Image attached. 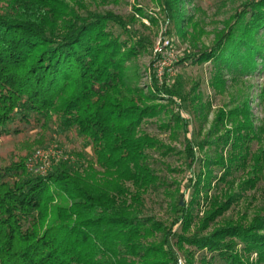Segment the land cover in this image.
Listing matches in <instances>:
<instances>
[{
    "label": "trees",
    "instance_id": "trees-1",
    "mask_svg": "<svg viewBox=\"0 0 264 264\" xmlns=\"http://www.w3.org/2000/svg\"><path fill=\"white\" fill-rule=\"evenodd\" d=\"M70 1L80 2L6 0L0 7V137L52 126L80 141L75 156L84 162L62 153L65 160H51L39 175L27 170L30 148L0 159V264H177L171 241L177 251L192 248L187 258L200 252L199 264H264V205L248 223L222 219L246 190L264 192V129L253 125L248 102L218 111L214 127L224 133L198 145H214L216 157L190 175V201L172 207L171 223L143 218V196L162 182L149 162L161 146L141 128L165 109L148 103L174 95L155 81L147 93L137 86L127 64L143 43L125 20L78 15ZM155 1L185 36L182 0ZM230 20L210 49L185 53L178 64L209 62L218 92L226 77L235 83L258 74L264 105V0L247 1ZM180 118L174 124L186 126ZM253 141L259 146L251 152ZM184 152L191 171V142Z\"/></svg>",
    "mask_w": 264,
    "mask_h": 264
},
{
    "label": "rangeland",
    "instance_id": "rangeland-1",
    "mask_svg": "<svg viewBox=\"0 0 264 264\" xmlns=\"http://www.w3.org/2000/svg\"><path fill=\"white\" fill-rule=\"evenodd\" d=\"M5 1L0 0L1 8L5 7ZM78 1V5L72 1L69 3L78 15L113 13L126 21L132 39L142 41L143 47L127 65L130 75H135L134 81L144 93L151 90L152 81H155L159 89L163 87L174 95L170 100L169 96L160 94L155 101L149 102L148 105H161L165 109L146 121L141 128L161 146L160 149L150 152L149 162L162 182V186L149 190L143 196L141 215L143 218L152 217L168 226L174 217L172 207L175 204L182 207L190 201L193 191L190 175L199 170L203 171V159L214 160L216 157L214 145H203L202 149L198 145L206 139L213 143L224 133L222 128L217 130L214 127L217 124L218 111L226 112L247 101L253 125L264 129V105L260 101L263 81L258 74L254 77H242L235 83L226 77L228 80L224 89L218 92L210 83L213 69L209 62L200 65L192 64L191 61L183 65L178 64L185 53L210 49L224 31L226 24L240 10L242 4L249 0H182L184 5L181 13L185 35L182 37L175 33L172 23L155 0ZM111 30L114 35L120 32L116 26H112ZM122 39L124 41L127 38L123 35ZM176 115L181 116L180 119L186 122V126L181 123L174 124L173 117ZM167 124H170V128L164 129L162 125ZM224 128L230 129L231 125L225 124ZM41 142H44V145L37 146ZM187 142H191L196 157L191 171L186 166L184 152ZM258 146L255 141L249 144L251 152ZM260 146L264 148V140ZM28 148L30 158L37 151L54 148L71 157L73 161L84 163L75 156L81 149L80 141L73 135L54 134L52 126L47 130L30 126L24 128L19 135L0 137V159L5 161L9 160L11 154L26 153ZM226 149H223V157ZM84 153L90 157L88 149H85ZM232 177L238 180L240 173H234ZM237 182L231 190L234 194L238 192ZM219 187L225 189L222 184ZM242 196L222 219L248 223L264 205V192L261 188L246 190ZM202 211L200 208L199 217ZM195 226L191 227L190 232L195 230ZM179 230L175 227L176 233L179 234ZM170 245L177 257V264L200 263V252H195L192 257L187 258L185 253L192 251V248L184 245L182 251H177L172 241ZM205 256L209 258L208 255Z\"/></svg>",
    "mask_w": 264,
    "mask_h": 264
},
{
    "label": "built area",
    "instance_id": "built-area-1",
    "mask_svg": "<svg viewBox=\"0 0 264 264\" xmlns=\"http://www.w3.org/2000/svg\"><path fill=\"white\" fill-rule=\"evenodd\" d=\"M61 154L62 152L55 149L37 151L27 162V170L33 174L44 175L50 166L51 160H59L61 157L62 160L66 159V157Z\"/></svg>",
    "mask_w": 264,
    "mask_h": 264
}]
</instances>
